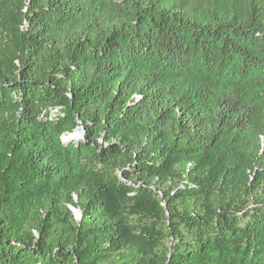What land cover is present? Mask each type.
<instances>
[{"label":"trees","instance_id":"1","mask_svg":"<svg viewBox=\"0 0 264 264\" xmlns=\"http://www.w3.org/2000/svg\"><path fill=\"white\" fill-rule=\"evenodd\" d=\"M0 264H264V0H0Z\"/></svg>","mask_w":264,"mask_h":264},{"label":"water","instance_id":"2","mask_svg":"<svg viewBox=\"0 0 264 264\" xmlns=\"http://www.w3.org/2000/svg\"><path fill=\"white\" fill-rule=\"evenodd\" d=\"M76 132H79V135H80V140H79V141L84 140V138H85V129H84L83 127H79V128H77V130H76L74 133H72V134H70V135H73V134H75ZM70 135H68V136H70ZM64 137H65V136H64ZM64 137H62V141L65 143ZM79 141H78V142H79ZM78 142H77V143H78ZM70 209H71L72 212L74 213L76 219L80 221V220L82 219V211H81L79 208H75V207H73V206H71Z\"/></svg>","mask_w":264,"mask_h":264},{"label":"bare ground","instance_id":"3","mask_svg":"<svg viewBox=\"0 0 264 264\" xmlns=\"http://www.w3.org/2000/svg\"><path fill=\"white\" fill-rule=\"evenodd\" d=\"M78 139H80L79 132H76L75 134L70 135V136L64 138V140H65L66 143H70V142L75 141V140L78 141Z\"/></svg>","mask_w":264,"mask_h":264}]
</instances>
